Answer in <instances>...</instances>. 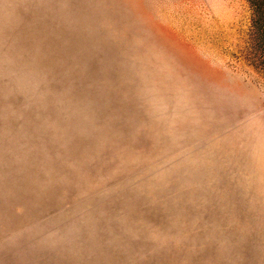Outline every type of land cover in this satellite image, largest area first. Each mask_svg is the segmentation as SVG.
<instances>
[{"label": "rangeland", "instance_id": "374dc122", "mask_svg": "<svg viewBox=\"0 0 264 264\" xmlns=\"http://www.w3.org/2000/svg\"><path fill=\"white\" fill-rule=\"evenodd\" d=\"M0 264H264V0H0Z\"/></svg>", "mask_w": 264, "mask_h": 264}]
</instances>
